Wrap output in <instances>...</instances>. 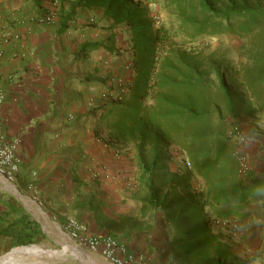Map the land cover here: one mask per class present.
<instances>
[{
  "label": "crops",
  "instance_id": "obj_1",
  "mask_svg": "<svg viewBox=\"0 0 264 264\" xmlns=\"http://www.w3.org/2000/svg\"><path fill=\"white\" fill-rule=\"evenodd\" d=\"M141 1L159 7V0ZM72 2L0 0L1 130L7 141L18 139L19 163L14 190L0 185V255L26 246L18 240L33 228L37 234L29 246L45 240L61 245L58 251L37 245L48 256L71 255L76 262L70 264H107L69 236L65 224L73 217L88 236H111L128 251L142 253L147 264H175L163 211L142 200H119L128 184L144 190L135 149L112 143L90 114L105 91L95 76H106L102 68L111 57L97 59L99 51L80 52V46L105 40L109 32L102 26L112 21L102 9L82 5L61 31V17ZM49 12L54 16L47 20ZM113 63L121 73V62ZM256 102L259 107L237 120L243 122L252 170L264 178V97ZM240 222L248 224L247 239L257 226L255 237L264 239V198L249 200Z\"/></svg>",
  "mask_w": 264,
  "mask_h": 264
},
{
  "label": "trees",
  "instance_id": "obj_2",
  "mask_svg": "<svg viewBox=\"0 0 264 264\" xmlns=\"http://www.w3.org/2000/svg\"><path fill=\"white\" fill-rule=\"evenodd\" d=\"M157 2L158 9L141 0H73L61 17V31L82 5L102 9L112 26L127 28L131 77L116 87L108 83L109 73L95 76L105 91L90 114L112 143L135 149L141 200L163 211L174 263L238 264L213 233L210 218L242 219L249 200L264 198V178L252 169L239 175L226 132L228 118L253 111L264 97V0ZM161 8L174 26L156 17ZM218 35L246 39V60L236 65L203 47L171 43ZM100 50L121 51L114 33L80 46V52ZM173 156L176 170H170ZM193 177L201 181L200 188ZM36 234L31 228L18 244L34 242Z\"/></svg>",
  "mask_w": 264,
  "mask_h": 264
},
{
  "label": "rangeland",
  "instance_id": "obj_3",
  "mask_svg": "<svg viewBox=\"0 0 264 264\" xmlns=\"http://www.w3.org/2000/svg\"><path fill=\"white\" fill-rule=\"evenodd\" d=\"M156 17L159 18V21L163 22L166 27L170 28L174 26V21L168 16L167 12H165L164 9L161 8L158 14H156ZM103 25L104 26L102 27H106L107 32H109V34H111V31L115 34V43L118 47H120L121 51L119 53L117 52L116 54H113L109 51L100 50L99 51L100 53H98L96 57L97 59H101L103 54L107 58L111 57L109 61L105 63L106 65L105 66L103 65L102 72L104 73L106 72L107 74L109 73L107 77V81L109 84L113 83L116 85V87H119L121 86L123 81L126 78H130L132 74V70L129 64L130 54L128 51L129 48L128 39H127L128 31L127 28L123 26H111L110 24L109 26H107L106 23H104ZM171 43L175 45H182L183 47L186 48L203 47L206 52H214L216 53V55L227 56L228 59L232 60L236 65H238L241 61L243 62L246 60V55H247L246 49L249 47V42L246 39L240 38L239 36L236 35L202 36L195 40H180L178 38H175L171 40ZM115 58H117L121 62L118 68V69L123 68L121 73L117 72L115 69H112L113 67L116 66V64L113 63ZM257 106L259 107L258 103ZM233 123L237 124L241 128L244 135V130L242 126L243 122H241L240 119L237 120V118H228V122L226 124V132L233 125ZM231 144H232L231 151H233V145L235 144V142L232 141ZM241 149H243L248 159H250L249 152L245 149L244 143L241 145ZM173 157L174 158H172L169 161V164L171 167L177 168L179 163L176 161L175 156ZM249 164L251 167L250 160H249ZM250 169H252V167ZM134 180H136V178H134ZM0 185H5V183L2 180H0ZM129 185L130 184H128L127 188L123 187L124 189L122 190L119 200L124 203L127 202V200H134V201L141 200V197L144 195V190L140 189L138 187V184L136 185L131 184V187H129ZM196 186H200L198 184V180H196ZM257 214L261 215V208H257ZM225 218L236 219L240 222V219L234 216H229ZM210 226L212 228L213 233L217 236V238L222 243H225L232 251V253L237 256L238 264L264 263V239L263 238L257 239V237H255V235L257 234L256 233L257 231L255 229L258 228V226L253 230V232L251 233L252 235L251 237H249V239H247L245 236L246 227H248L247 223L242 224L240 222L239 231H234L227 225H223V224L213 225L211 221H210ZM27 245L29 246L31 245V243ZM34 245H38L42 247V249H46V250L58 251L62 249L61 245H58V243H56L55 240H45L40 243H34ZM10 251L11 249L7 252ZM6 253L0 255V259H4ZM171 259L173 262H175L173 255L171 256ZM26 261L31 262V264H70L76 262V260H74L71 255H60L57 253L55 254L51 253V255L49 256L42 255L41 257H37V258L32 257L27 259ZM186 264H191V263H186Z\"/></svg>",
  "mask_w": 264,
  "mask_h": 264
},
{
  "label": "built area",
  "instance_id": "obj_4",
  "mask_svg": "<svg viewBox=\"0 0 264 264\" xmlns=\"http://www.w3.org/2000/svg\"><path fill=\"white\" fill-rule=\"evenodd\" d=\"M50 1L55 6L59 4L58 0ZM53 16L54 15L49 12L44 17L49 20ZM2 101L3 93L0 91V180L4 183L13 184L19 169V163L15 153L18 139L7 141L2 134ZM227 135L235 142L232 155L237 162L238 173L242 176L251 168L246 153L241 149V145L243 143L245 144V136L241 128L235 123L227 130ZM188 164L189 162L187 161V165ZM200 187L201 186H196V188ZM210 219L213 225L223 224L234 231H239L240 222L236 219L219 218L216 215L211 216ZM65 229L69 233V236L77 240L80 245L87 247L90 251L98 252L105 259L107 264H147V260L142 253L128 251L123 243L111 236H88L85 233L84 225L73 217L67 219Z\"/></svg>",
  "mask_w": 264,
  "mask_h": 264
},
{
  "label": "bare ground",
  "instance_id": "obj_5",
  "mask_svg": "<svg viewBox=\"0 0 264 264\" xmlns=\"http://www.w3.org/2000/svg\"><path fill=\"white\" fill-rule=\"evenodd\" d=\"M6 186L14 190L13 185L10 183H6ZM47 253L49 252L41 251L37 245L19 247L7 253L4 259H0V264H31L26 260L32 257H41L43 254L47 255Z\"/></svg>",
  "mask_w": 264,
  "mask_h": 264
}]
</instances>
